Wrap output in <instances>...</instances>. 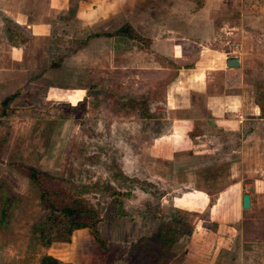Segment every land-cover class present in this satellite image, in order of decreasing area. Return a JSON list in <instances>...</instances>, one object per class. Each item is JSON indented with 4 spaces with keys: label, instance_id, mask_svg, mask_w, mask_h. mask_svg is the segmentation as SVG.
<instances>
[{
    "label": "rangeland",
    "instance_id": "1",
    "mask_svg": "<svg viewBox=\"0 0 264 264\" xmlns=\"http://www.w3.org/2000/svg\"><path fill=\"white\" fill-rule=\"evenodd\" d=\"M81 3L70 0L62 10L47 8L45 0H0V253L6 247L22 250L23 261L38 253V264H50L43 257L48 247L43 243L65 230L49 218L40 188L18 165L60 179L78 199L76 207L86 211L83 216L98 217L97 223L117 215L119 227L122 216L155 223L137 238L132 264L146 247L138 239L158 229L174 240L172 248L180 245L178 252L189 228L218 232L225 238L223 251L230 252L225 258L229 264L233 249L242 247L238 236L242 241L252 237L264 249V145L254 152L241 144L254 122L246 119L242 128L243 120L233 112L228 115L233 122L207 126L196 120L189 131L182 122L189 120L181 118L185 114L162 105L164 93L175 83L174 67L153 52L142 60L138 49L147 47L149 38L103 32L104 23H83L77 14ZM244 6L263 11L264 0H246ZM257 17H246L239 33L245 38L243 47L231 45L229 50L232 55L249 53H244L243 85L264 118V32L256 28L264 17ZM226 32V38L237 40V28L235 34ZM101 35H116L118 41L94 47L91 41ZM126 51L134 55L130 60L126 54L127 62ZM109 56L116 63L110 64ZM215 82V92L224 89L219 78ZM187 89L184 84L174 90L180 104L183 96L189 97ZM240 178L255 207L246 210L239 225H219L206 205L187 201L193 189L213 200L219 189ZM228 193L221 196L215 216L234 209L236 193ZM259 264H264V251Z\"/></svg>",
    "mask_w": 264,
    "mask_h": 264
},
{
    "label": "crops",
    "instance_id": "2",
    "mask_svg": "<svg viewBox=\"0 0 264 264\" xmlns=\"http://www.w3.org/2000/svg\"><path fill=\"white\" fill-rule=\"evenodd\" d=\"M80 1H82L79 5L81 8L78 9L77 14L83 19V23H89L90 26L104 23L106 27L102 28L104 30L101 29L103 32L117 31L126 24L138 35L145 39L149 38L148 46L144 47L142 44L138 49V55L141 54L143 61L153 52L161 57L160 59L164 61L165 65L174 67L175 72L172 78L175 83L172 89L164 93L162 105L167 110L185 114V117L182 116L181 118L189 120H182L189 131L196 120L200 122L199 125L206 124L207 126H212V123L216 125L225 121L233 122L228 115L237 112L240 119L243 120V122L241 121L242 128H245L247 124L245 121L254 122L251 125L253 132L248 127L247 129L250 130L245 132L241 139L242 147L246 151L253 149L256 152L257 146L264 145V136L262 135L264 118L261 117V107L253 103L243 85V75H245L243 65L245 64V57L249 53L243 50L237 55H232L229 50L231 45L237 47L242 45L240 41L244 35L241 34L243 38L240 39L239 33L243 32L246 17L258 16L257 18L260 19V17H264V10L256 8L246 10L244 6L246 0ZM69 2L70 0H45L47 8L54 9L57 7L62 10L67 3L69 5ZM88 4L91 6H87ZM32 27L33 29L34 27L37 28L36 25ZM234 28L238 30L237 40L226 38L222 33L229 30L226 33L233 32L235 34ZM256 28H260L264 32V23L256 25ZM125 39L129 40V38ZM104 41L114 44L118 40L116 35H101L91 42H93L94 47H97L98 42ZM137 46L138 43L133 47ZM96 50L99 49L96 48ZM111 50L116 51L115 48L113 49V45ZM246 52L248 54H244ZM126 54L130 60L134 57L129 51H126L124 54L126 62ZM232 57L239 59L238 66L228 67L226 65L229 58ZM253 58V55L249 57L250 60ZM116 60L115 57L109 56L110 64L116 63ZM211 65H215V67H210ZM208 69H211L212 72L209 73ZM218 78L221 80L224 89L221 88L215 92L213 89L217 86L215 80ZM184 84L188 86L189 97L183 96V104H180L178 97L176 99L173 97L175 95L174 90L182 88ZM192 95H195L194 100ZM189 113L194 117L190 116ZM225 114L227 116L224 117ZM185 133H180V135ZM240 174L245 175L242 172ZM244 187L245 184L241 178L235 180L219 189L213 200L210 199L207 192L201 189H193L189 193L190 197L187 201L191 204L199 202L204 206L206 205L210 217H215L219 221V225H239L245 219L246 210H252L255 207L250 194V206L248 208L242 207V196L245 194L243 192ZM199 191L201 192L198 193ZM229 191L236 193L234 209L228 212H220L215 216L220 211L217 208H219L221 196ZM183 196L175 199L174 203L177 206L182 205L180 199ZM117 217L118 215L112 216L105 223L96 224L98 239L87 228L75 229L72 231L69 241L52 242L44 249L43 257L46 256L47 261L51 262L50 264H53L52 262L56 264H132L129 251L139 235L155 223H151V220L146 219V217L141 220H133L122 216L120 218L122 226L119 227ZM217 233L197 231V227H193V231H191L189 228V232L186 234V242L182 243L183 251H177L180 247L178 244L181 242L176 241L175 244L178 247L175 249L171 247L168 251L167 257L165 256L166 264H229V260L225 258L226 255L230 256V252H224L222 246L225 238H220L221 235ZM237 238L239 242H242V247L241 249L237 247L233 249V260L230 259V261L233 264H259L264 249L263 245L257 244L261 245L262 242L252 239V237L249 238V241H242L240 236ZM23 255L22 250L3 248V252L0 253V264H27V262L38 264L37 259L41 257L40 254L33 253L31 257L36 255L37 258H29V261H23ZM44 264L46 263L44 262Z\"/></svg>",
    "mask_w": 264,
    "mask_h": 264
},
{
    "label": "trees",
    "instance_id": "3",
    "mask_svg": "<svg viewBox=\"0 0 264 264\" xmlns=\"http://www.w3.org/2000/svg\"><path fill=\"white\" fill-rule=\"evenodd\" d=\"M117 31L132 38L139 37L131 27L126 25L122 26ZM11 97H15V95H12ZM8 100L9 98H6L3 101V106ZM18 166L21 172L34 181L40 188V199L42 203L45 204V209L49 212V218L54 221H59L65 226V230L61 235L59 234V236L55 238L48 237L43 243L45 246H49L53 241H69L72 231L80 228H87L90 233L98 239V232L95 229V226L99 221L98 217L83 216L86 214V211L76 207L78 199H75L74 195L65 188L60 182V179L52 177L45 171L34 166ZM138 240L139 242L142 240L146 241V247L144 246V250H140L139 254L133 258L136 264H166L167 259L165 256L168 254L171 247L170 243L174 241L173 239L167 238L165 234L158 229L157 232L152 233L149 237L142 236ZM99 242L102 243V241ZM149 242L150 245L148 246L147 244ZM137 249L139 250L138 243H135L129 251V256H133ZM44 258L46 259V256ZM52 263L56 264L55 262Z\"/></svg>",
    "mask_w": 264,
    "mask_h": 264
},
{
    "label": "water",
    "instance_id": "4",
    "mask_svg": "<svg viewBox=\"0 0 264 264\" xmlns=\"http://www.w3.org/2000/svg\"><path fill=\"white\" fill-rule=\"evenodd\" d=\"M226 65L228 67H236L239 65V59L237 57L229 58ZM249 206H250V195L248 193H245L242 196V207L248 208Z\"/></svg>",
    "mask_w": 264,
    "mask_h": 264
}]
</instances>
